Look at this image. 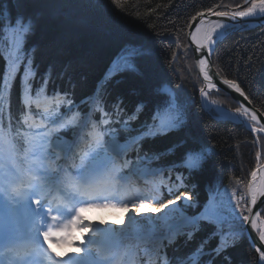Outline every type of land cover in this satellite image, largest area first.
Returning a JSON list of instances; mask_svg holds the SVG:
<instances>
[{
    "label": "trees",
    "instance_id": "trees-1",
    "mask_svg": "<svg viewBox=\"0 0 264 264\" xmlns=\"http://www.w3.org/2000/svg\"><path fill=\"white\" fill-rule=\"evenodd\" d=\"M221 3L222 6L214 10H235V5L242 0H128L124 11L116 9L110 0H21L18 7L16 0L11 4L5 0V6L11 8L13 14L21 11L36 20L35 32L28 38L22 54L32 59L35 75L30 84L33 90H39L46 80L47 96L54 99L61 95L66 101L60 104L59 112H64L71 101L73 112L84 114L90 112L98 87L93 104L99 103L111 117V122L100 124L99 130L105 136L113 133L117 143H128L131 137L139 135L146 121L151 123L153 113L162 104L164 88L180 91L176 95L183 111L181 130L131 143L125 159L134 163L137 156L141 157L140 167L159 170L160 181L173 186L170 195L157 185V202L175 198L178 194L176 177L182 176L185 186L180 187V191L190 193L192 200L189 204L180 200L177 205L188 217L199 215L208 198L215 194L220 223L210 225L198 218L197 223L179 227L170 239L155 248L128 238L119 255L132 254L134 264H157L154 254L157 250L169 259L184 257L206 238L208 242L203 254L197 257V264H257L256 253L245 235V223L238 213L235 217L232 215L235 207L232 193L237 197L245 196L247 200V184L257 165V153L261 152L260 158L264 160V139L259 138L258 152L256 138L244 126L215 120L201 108L198 94L202 84L187 40L193 22L191 17ZM7 43L6 34L0 32V85L6 68L2 53L7 51ZM129 47L138 50L133 61L136 71L115 67L111 78L105 79L109 69ZM212 62L223 79L239 83L253 107L264 115V26L226 35L215 44ZM20 75L22 71L3 106L5 124L10 108L16 127H19L17 120L22 109ZM210 94L211 99L225 108L238 107L222 91ZM117 104L121 111H116ZM137 104H143V110L137 119L129 122V127L117 123L127 119ZM45 114L34 111L32 117L44 119ZM100 116L95 109L91 113L93 121H99ZM55 135L70 138L72 133L70 129H61ZM181 142H184L181 148L168 152L173 144ZM191 145L206 146L209 156L199 172L189 175L178 166V161L183 147ZM17 146H22L20 138H17ZM161 153L164 155L156 159L155 155ZM145 154L149 159H143ZM236 180L241 183L237 184ZM260 213L264 220V205ZM176 215L174 210L167 217L174 220ZM136 224L163 234L158 220L137 219ZM214 230L218 234L210 236ZM189 234H192L191 239ZM221 239L227 241V246L217 255L213 249ZM91 249L92 255L98 257L97 250ZM149 249L154 252L151 256Z\"/></svg>",
    "mask_w": 264,
    "mask_h": 264
},
{
    "label": "snow or ice",
    "instance_id": "snow-or-ice-1",
    "mask_svg": "<svg viewBox=\"0 0 264 264\" xmlns=\"http://www.w3.org/2000/svg\"><path fill=\"white\" fill-rule=\"evenodd\" d=\"M12 0H7L11 4ZM21 0H16L17 7ZM128 0H110L111 5L120 11L125 10ZM247 5V6H245ZM221 4L214 5L205 10L196 12L191 17L196 24L195 31L190 33L195 43V51L208 50V55L213 51V45L225 38V29L231 25L221 22H209L205 26V14L214 15L218 18H228L236 21L237 18H251L264 16V0H242L241 4L235 5V10H214ZM224 7H227L224 5ZM36 20L31 15L21 11L13 14L11 8L5 6V0H0V32L6 34L7 55L4 56L6 68L0 85V264H111L110 255H114L112 249L115 242L127 235L125 227L136 216L144 215L148 219L158 220L160 216L167 217L169 212L178 206L177 202L183 199L191 201L192 196L187 191H180L185 186L182 176H177L176 192L174 199L167 202H157L159 186L153 184V191L157 195L145 193L132 185L128 180L129 173L141 169L127 159H121L126 155L124 147L115 141L105 139V133L99 130L100 124H109L111 117L104 111L99 103L95 110L101 113L99 121H91L87 113L73 112L72 102L64 112H58L64 98L56 96L50 99L46 92L45 80L39 90H33L30 79L35 75L31 57L23 56L25 44L28 38L34 34ZM134 47L126 48L123 54L115 62V67L122 70L135 72L134 58L137 55ZM175 53L173 56L175 57ZM199 70L209 88H215L213 76L208 70V60L199 59ZM20 75V102L22 104L21 116L17 120L19 127L12 123L11 111H8V121L5 124L4 103L8 99L13 82ZM112 70L106 74L105 79H110ZM223 84L234 89L237 93L248 99L235 80L224 79ZM202 97L207 98L208 92L202 87ZM163 101L157 107L152 116L151 123L147 121L142 126L138 136L131 137V143L136 144L139 140L156 135H167L169 132L179 131L184 126L183 111L176 95L169 89L162 90ZM122 103V102H121ZM216 104L217 101H211ZM55 104V107H53ZM143 104H137L136 110L131 112L127 119L118 120L117 123L129 127V122L138 118L143 110ZM35 112L56 114V119L51 120L55 125L48 128L41 125L42 132H36L29 117ZM116 111H121L117 104ZM239 114L234 119L245 117L254 122L252 132H264V125L259 124L255 111L241 104L235 109ZM91 127L88 133L90 140L84 146H77L74 150L71 144L60 143V137L55 135L61 129L78 130ZM17 138L22 140V146H17ZM184 142L173 144L168 152H175L181 148ZM161 154H156L159 159ZM209 152L206 146L191 145L183 147L178 166L185 169L189 175L199 172L206 163ZM78 158V162H77ZM137 156L136 163L141 161ZM144 160L149 159L147 154ZM260 154L257 153L256 170H253L251 180L247 184V200L245 196L237 197L232 193L235 207L232 215L238 213L243 223H248L251 228L258 232L260 246L255 247L259 254L257 264H264V227H260L261 213L253 214V207L259 197L264 196V179L257 182L258 172L264 171L259 164ZM70 161V163H69ZM128 170L127 172L125 170ZM144 174H150V169H144ZM154 174V173H151ZM240 184V180H236ZM171 195L173 189L169 187ZM243 202V206H242ZM122 208L126 214L121 218L120 227L113 221H92L85 213L93 210ZM167 210V211H166ZM129 212L134 213L128 216ZM247 213V214H245ZM148 214H151L148 216ZM207 224L220 223L219 215L215 210H206L201 217ZM195 224L196 220L187 221ZM23 230L26 245L21 250L18 241L20 232ZM84 233L86 243L77 241V232ZM218 233L214 230L210 236ZM192 234H189V239ZM207 238L184 257L169 259L165 253L157 250V264H197V257L202 255L207 244ZM63 247L71 245L75 252L66 251L63 255H57L51 245ZM88 245L97 246V256L92 258V249ZM227 246V241L221 239L213 251L217 255ZM149 252L152 250L149 249ZM227 259V258H226Z\"/></svg>",
    "mask_w": 264,
    "mask_h": 264
},
{
    "label": "rangeland",
    "instance_id": "rangeland-1",
    "mask_svg": "<svg viewBox=\"0 0 264 264\" xmlns=\"http://www.w3.org/2000/svg\"><path fill=\"white\" fill-rule=\"evenodd\" d=\"M164 89H169L171 90L172 93H174L175 95L177 93H179L180 91L178 90H174V89H171V88H164ZM163 89V90H164ZM180 94V93H179ZM185 95V94H184ZM177 97V95H176ZM186 97V96H185ZM62 98V97H61ZM181 99V98H180ZM200 100V98H199ZM198 100V102H199ZM182 102V101H181ZM201 108L206 112H209V114H214L213 110H209L205 107H202ZM93 109L94 106H93ZM91 127H87V128H83L84 130V133L88 132V130L90 129ZM71 130V129H70ZM80 129L78 130H71V137L69 139H65V138H62L60 139V143L62 144H70V141L77 137V135L79 134V131ZM114 134L113 133H110L108 135V138L106 140H109V141H115L114 140ZM80 146V145H79ZM125 150L127 151L128 149V146H124ZM258 152H260V149L258 150ZM122 159V158H121ZM134 164L137 166V163L134 162ZM139 168V167H138ZM140 169V168H139ZM144 170V169H143ZM141 170L139 172H136V171H133L131 173H129L128 175V179H129V182L131 180V176H136V178L139 180V181H147L148 182V190L144 191L140 188H138L137 186H135L136 188L140 189L141 191L145 192V193H152L153 195H157L154 191H153V184L155 185H160L161 188H163L164 191H168L169 187H171L173 189V186L168 184L167 182H161L160 181V174L161 172L159 170H151V173H154V174H147L145 175L144 174V171ZM126 172L128 171L127 169L125 170ZM132 184V182H130ZM134 184V183H133ZM132 184V185H133ZM158 196V195H157ZM181 202L183 204H189L191 203V201H187L185 202L183 199H181ZM175 211L177 212V217L172 220L171 218H168V217H164V216H160L159 214H157L159 216V219L158 221L161 223L162 225V229H163V234H161L160 232H157L155 231L154 229H146V232L149 236L147 237H141L142 235V231L140 230V228L137 226L136 224V220L137 219H145L147 218L146 216L144 215H140V216H136V219L131 222V223H127V227H125V232L127 233V235L121 237L120 239H118L116 242H115V248L116 249H120L121 246L124 244V242L126 241V239H134L135 241H137V243L139 244H149V245H153L154 247L157 246L158 243H161L162 241H164L165 239H169L172 237V235L176 232V230L183 226L182 224V221L189 218L188 216H186L182 211H180L178 209V206L175 207ZM128 216H133L135 215L134 213L132 212H129L127 214ZM151 214H148V216H150ZM90 220L92 221H98V220H104V221H113L115 222V225L117 226H120V227H124L122 225H120V220L121 218L125 217L126 214L125 212L121 215V214H118L117 212L112 214V215H109L108 213H104L102 210H93L91 211L88 215H86ZM148 219V218H147ZM149 221H151V219H148ZM144 234V233H143ZM76 236H77V241L79 243H86V236L84 233H79L77 234L76 233ZM88 247H93L94 249H97V246L96 245H88ZM66 251H70L72 252L70 249H63L62 251H60V254H64ZM151 256V255H150ZM100 258V257H99ZM99 258H96V259H99ZM131 261V257L129 259Z\"/></svg>",
    "mask_w": 264,
    "mask_h": 264
},
{
    "label": "water",
    "instance_id": "water-1",
    "mask_svg": "<svg viewBox=\"0 0 264 264\" xmlns=\"http://www.w3.org/2000/svg\"><path fill=\"white\" fill-rule=\"evenodd\" d=\"M247 6V5H245ZM231 11V10H230ZM217 19H224L227 22H230L231 29L229 32H225V36L231 33H235L238 31H243V30H249V29H254L257 27H262L264 26V16H259V17H254V18H237L236 21H231L228 18H218L214 15H208L205 14V25H207L209 22L215 21ZM199 22V18H197L196 21H193L192 24L189 27L188 34H187V40L188 43L191 47L195 66L197 69L198 74L200 75V70H199V59H207L208 60V70L210 74L213 76V83H215L216 88H218L220 91L224 92L225 94L229 95V97L238 105V107L243 104L245 107L249 108L250 111H255L258 116L259 120V126L264 125V115L258 111L256 108L253 107L249 99L245 100L243 96H241L239 93H237L234 89L229 88L227 85L223 84L222 81L224 80L219 73L216 71V69L213 67V62H212V53L211 55H208V50L204 49L201 52L195 51L196 45L192 41L190 33L195 31L196 24ZM213 45V50H214ZM205 89V87H203ZM213 91L212 89L209 90V92ZM251 131V128H250ZM252 132V131H251ZM253 133V132H252ZM263 167H264V162H263ZM264 205V196L259 197L257 200V204L253 207V214L261 209V207ZM264 222V221H263ZM244 230H245V235L247 237V240L250 244V246L253 248L255 251V247L260 246L259 241H258V235L254 231V229L251 228V225L248 223L244 224ZM262 250H264V247H262ZM256 257H257V262L259 259V254L255 251Z\"/></svg>",
    "mask_w": 264,
    "mask_h": 264
},
{
    "label": "bare ground",
    "instance_id": "bare-ground-1",
    "mask_svg": "<svg viewBox=\"0 0 264 264\" xmlns=\"http://www.w3.org/2000/svg\"><path fill=\"white\" fill-rule=\"evenodd\" d=\"M256 17H259V16H256ZM252 18H254V17H251V19ZM248 19H250V18H248ZM218 20V19H217ZM217 20H215V21H217ZM221 22H223V23H227V24H229L230 25V22H227L226 20H224V19H219ZM215 21H212V22H215ZM209 24V23H208ZM207 24V25H208ZM207 25H205V26H207ZM229 28H231V26L230 27H228L227 29H229ZM227 29H225V30H227ZM224 30V31H225ZM199 78H200V81H201V84H202V87H205V91L206 92H208V96H207V98H205V97H202V101H203V107H205V108H209L210 110H213V111H215L216 112V114H218L217 115V118H219V119H231V120H234V121H239V122H242V123H244V124H247L250 128H252V126H253V124H254V122H252L250 119H248V118H245V117H240L239 119H234V117H238L239 116V114L238 113H236L235 111H227V109L224 107V106H222V105H220V104H218V103H216V104H212L211 103V101H213V99H211L210 98V93L212 92V93H220V90L218 89V88H209L208 87V84H207V82L206 81H204V79H203V75L200 73V75H199ZM210 89H212L213 91H211V92H209V90ZM94 106V105H93ZM92 106V107H93ZM256 127H260L258 124H256L255 125ZM83 131L84 130H82V133H81V135L80 136H82L83 135ZM80 136L77 138V140L72 144V146H73V148L75 149V148H77V146L80 144V140H79V138H80ZM253 136L256 138V145H257V147H258V149H259V147H260V143H259V138H263L264 139V132H253ZM79 143V144H78ZM122 147H124V146H126V145H123V144H120ZM129 148H130V146L131 145H127ZM260 155L262 154L261 152L259 153ZM263 162H264V160H263ZM263 162H262V158H260V160H259V164L261 165V167H262V169H264V167H263ZM255 170H256V168H255ZM261 179H264V171H260V172H258V177H257V182H259ZM131 180H133L134 182H135V186H137L138 188H140V189H142V190H144V191H146V190H148V182L146 181H139L137 178H136V176H131ZM130 180V181H131ZM250 180H251V176H250ZM249 180V181H250ZM133 181H131L132 182V184H133ZM261 210V209H260ZM260 210H259V212H260ZM176 217H177V215H176ZM264 220H263V218L262 217H260V227H264V222H263ZM255 232H256V234L258 235V232L256 231V230H254ZM152 246V245H151ZM152 247H154V246H152ZM155 248V247H154ZM153 253L154 252H151V254L150 255H153Z\"/></svg>",
    "mask_w": 264,
    "mask_h": 264
},
{
    "label": "built area",
    "instance_id": "built-area-1",
    "mask_svg": "<svg viewBox=\"0 0 264 264\" xmlns=\"http://www.w3.org/2000/svg\"><path fill=\"white\" fill-rule=\"evenodd\" d=\"M199 101H200L201 105L203 106L202 96H201ZM227 111H230V110H227Z\"/></svg>",
    "mask_w": 264,
    "mask_h": 264
}]
</instances>
